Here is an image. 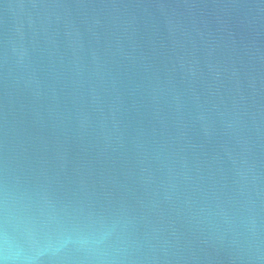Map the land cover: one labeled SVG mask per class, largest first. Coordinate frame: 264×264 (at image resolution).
I'll use <instances>...</instances> for the list:
<instances>
[{
    "label": "water",
    "instance_id": "water-1",
    "mask_svg": "<svg viewBox=\"0 0 264 264\" xmlns=\"http://www.w3.org/2000/svg\"><path fill=\"white\" fill-rule=\"evenodd\" d=\"M0 264H264V0H0Z\"/></svg>",
    "mask_w": 264,
    "mask_h": 264
}]
</instances>
